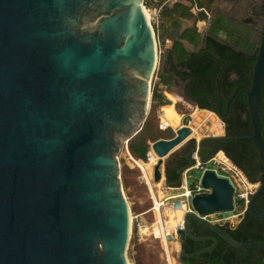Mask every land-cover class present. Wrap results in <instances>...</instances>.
<instances>
[{
    "label": "water",
    "instance_id": "water-1",
    "mask_svg": "<svg viewBox=\"0 0 264 264\" xmlns=\"http://www.w3.org/2000/svg\"><path fill=\"white\" fill-rule=\"evenodd\" d=\"M143 1L0 0V264H130V214L117 155L141 129L151 100L157 49ZM260 16L249 85L237 86L226 103L243 91L251 135L204 137L197 145L254 144L263 179L246 209L264 219L256 206L264 195V7ZM189 135L180 124L171 139L151 144L158 157L154 183ZM200 184L205 191L190 199L195 213L185 215L179 240L211 245L179 250L178 262L210 253L217 238L238 250L264 249V240L237 241L202 218L233 211L229 180L206 170ZM191 221L212 236L192 235Z\"/></svg>",
    "mask_w": 264,
    "mask_h": 264
},
{
    "label": "trees",
    "instance_id": "trees-1",
    "mask_svg": "<svg viewBox=\"0 0 264 264\" xmlns=\"http://www.w3.org/2000/svg\"><path fill=\"white\" fill-rule=\"evenodd\" d=\"M165 0H144L143 5L147 9H152L154 7H158L163 5ZM188 4L182 5L181 3H174L171 7L168 3L164 4L160 10V19L158 23V30L161 32V23L163 19L169 18L171 19L173 14H176L183 18H191L193 15L191 13V9L194 6L197 9L204 10L206 12L210 11L213 2L215 0H186ZM209 34L215 33V27L210 26ZM215 29V30H214ZM157 30V28H156ZM163 31V29H162ZM187 34L189 35L186 40L191 43H197L199 35L196 33L194 27L193 30H188ZM208 43L210 45H215L217 48L214 50V57L216 61V65L214 67L213 72L209 73L206 71L208 68H204L198 66L196 72L192 70V68H188V72L185 73V77H191L193 85V97H198L201 94H210V91H206L204 89V82H209L210 86H214L219 88V91L222 95L223 100L228 99L230 94L237 86H248L249 78L243 79L239 82H231L229 83L227 78L223 76V71L221 75L218 76L219 68L218 62L219 60L224 66L228 64L232 68H239L240 65L243 64V60L241 55L237 52L230 51L227 53V47L220 44L216 40L212 38V36L208 37ZM229 55L225 58V55ZM163 53L161 54L162 58ZM172 56L177 60L178 63L183 64L186 60H197L199 57L197 54H188L182 48V46L176 42L174 44V48L172 50ZM255 56V53H254ZM213 58V57H212ZM162 60V59H161ZM254 63V58L249 60L248 71L251 73V67ZM209 70V69H208ZM218 71V72H217ZM158 77V82L155 83L152 95H151V103L154 106H166L169 104L168 100L164 96L162 90L160 89V85H167L170 82V78H166L164 75V70L162 68V63L160 70H158L155 74ZM216 80V84H215ZM216 86V87H215ZM245 103V97L242 90L238 91L234 98V104L239 106L240 104ZM201 105V104H200ZM199 108H204L199 106ZM208 110V109H205ZM261 110H262V120H261V133H262V141L264 144V82L261 91ZM220 121L224 123V120L220 118ZM227 125V126H226ZM223 133L227 137L233 136H248L251 134V127L249 123L248 114L245 119L241 117H237L234 125L230 126L225 124ZM173 137V131L168 129L167 133H162L161 131H156L152 129L150 125L144 121L141 129L128 140L127 145L130 154L138 160L145 161L146 153L149 149V144L153 143L157 140L163 139L168 140ZM212 144V143H209ZM214 152L216 150H221L224 152V155L240 170L243 172L245 177L250 183H261L263 179V167L259 161H257V156L253 154L256 151V148L253 144L248 143V141H220L215 142ZM196 146V142L193 139L188 140L183 146V152L180 157L169 159L163 166V178L164 183L167 186L177 187L180 184V176L181 171L184 167L188 165L190 162L189 150L194 149ZM250 147V148H248ZM185 148V149H184ZM199 155L202 158H207L208 153H202L199 150ZM256 206L264 210V195H262L257 201ZM243 209V204L239 200H235V211H240ZM219 228L228 233L232 238L237 241L242 242H255L264 240V219L257 218L248 213L247 209L243 212L241 220L236 225H230L229 222H221L216 224ZM190 230L192 235L196 237H209L212 233L200 225L199 223L193 221L190 224ZM133 236V233H132ZM133 238L131 237L132 243ZM211 245V241L205 242H196L187 237L184 240L179 241L178 248L182 250L186 254H191L195 251L201 250ZM186 264H264V249H243L238 250L232 247H229L225 242L221 239L217 238L216 247L210 252L198 256H194L192 258L184 259Z\"/></svg>",
    "mask_w": 264,
    "mask_h": 264
},
{
    "label": "flooded vegetation",
    "instance_id": "flooded-vegetation-1",
    "mask_svg": "<svg viewBox=\"0 0 264 264\" xmlns=\"http://www.w3.org/2000/svg\"><path fill=\"white\" fill-rule=\"evenodd\" d=\"M224 1L226 2V5L222 8V11H218V12L214 11L212 16H209V19L206 25L204 26V31L202 33H199L200 35L197 43H191L186 40V38L189 36L187 34V31L188 30L192 31L193 25L186 26L182 24L180 21L170 19L168 21L167 27H164L165 28L164 33L166 38L168 37V39L171 41L170 42L171 45L169 47L164 46L162 51L163 55L161 58L164 75L166 78H170L169 83H171V85H176L178 87L177 92L178 95L182 98V100H184L185 103L194 106L195 109H201V110L208 109L206 111H209L210 113H213L216 116L220 114L221 115L220 118L224 120V123L221 122L223 129L225 124H228L230 126L234 125V122L236 121V118L238 116L243 119L246 118L248 114L246 99H245V103L242 102V104H240L239 106L234 104V99H233L229 104V106L226 107V103L233 92L230 94L228 99L224 101L219 91V88L215 86L216 89H214V86L211 87L209 82L207 81L204 82L203 86L206 91L211 90V93L201 94L197 98L193 97L192 93L194 91L193 90L194 83L192 82L191 77H188L189 79H187V77H185V74L183 72L187 73L188 68L190 67L194 72H196L197 70L196 68L198 66L208 68L209 70L206 69V71L209 73L213 72L214 67L216 65V61L214 60L215 59L214 49L217 47L215 45H210L207 41L208 37L212 36L214 40H216L217 42L228 48L226 50L227 53H229L230 51L237 52L241 55V58L243 60V64L236 69L232 68L228 64L224 66L223 64H220L221 62L219 60H217V62L219 63L218 64L219 72L217 71L218 76L221 75L223 71V76L227 78L229 83L239 82L243 79H248V78L250 80V71H248L247 68L249 67V60L255 58L254 53L256 55V51H257V43L259 42L260 34L262 30L259 20L261 17L260 13L263 11L264 0H224ZM210 26L215 27L216 29V30L214 29L215 33L213 32L209 34V30L211 28ZM176 42H178L182 46V48L186 51V53L197 54L199 58L195 61L186 60L183 62V64L178 63L179 61L177 62V60L174 59V56H172V50ZM228 56H229L228 54L225 55V58ZM215 84H216V80H215ZM163 86L166 89L170 87L166 85ZM218 101H220V104ZM199 106L204 108H199ZM181 124L183 125V120L181 121ZM175 130L172 131L174 132ZM261 137H262V133H261ZM243 141H247V140H243ZM215 142H220V141H203L202 148L198 146V150H200L204 154L205 153L210 154L212 152V155H214L217 152H222L224 155V152L221 150H216L214 152V148L216 146ZM248 143L253 144L251 141H248ZM182 152L183 149H180L174 155L173 158L175 159L177 157H180ZM253 154L258 157L257 151L253 152ZM192 222L193 221H191L190 224H192Z\"/></svg>",
    "mask_w": 264,
    "mask_h": 264
},
{
    "label": "rangeland",
    "instance_id": "rangeland-1",
    "mask_svg": "<svg viewBox=\"0 0 264 264\" xmlns=\"http://www.w3.org/2000/svg\"><path fill=\"white\" fill-rule=\"evenodd\" d=\"M173 3H168L171 7ZM188 4V3H187ZM226 5L224 0H215L210 11L206 12L209 16H212L214 11H222V8ZM192 8L195 9L193 6ZM147 12V8H144ZM204 11V10H202ZM191 18H183L176 14H173L171 19L180 21L184 25H193L196 33H202L204 31V26L200 19H198L196 14H193L192 10ZM161 23V32L160 29L156 30L153 24H151L155 38H156V49H157V62L155 72L151 81V95L152 90L156 82H158V77L155 76L156 72L160 70L161 67V54L163 51V46L169 47L171 41L166 38L164 33V27H167L168 21ZM163 29V31H162ZM171 83L166 86H170ZM162 90L164 96L168 100L169 104L166 106H154V104L149 103L148 113L146 115L145 121L152 129L156 131H161L162 133H167L168 129L175 130L180 126L181 121L183 120V125L188 127L190 130L189 137L178 147L174 148L169 156V159L173 158L174 155L182 149V146L190 139H193L195 142L199 141L204 137L211 136H220L223 135V126L220 119L206 110L195 109L191 104H187L182 100L178 95V87L176 85H171L167 89L163 86H159ZM197 117V118H196ZM162 123V124H161ZM159 125L166 126L165 129L161 130ZM174 135V132H173ZM128 146V145H127ZM125 142H122L120 152L118 153V162H119V175L122 184V191L126 198L130 214V240L127 247V258L130 264H166L161 252V245L155 236L149 235L138 239L136 233V223H140L142 226L150 225L155 217L150 211L152 200L148 187L145 185L141 171L134 165V163L127 158L125 155ZM221 155V153H219ZM147 169V174L149 173ZM197 176V174H196ZM158 184V183H157ZM154 191L157 189L154 186ZM258 187V183L252 184L249 181L245 184V189L249 192L255 191ZM242 187L237 189V192H243ZM253 191V192H254ZM252 192V193H253ZM159 195V193H155ZM224 215H227L226 213ZM137 216L136 220L132 221V217ZM135 228V230H134ZM133 233V236H132ZM131 237L133 238L132 243ZM172 264H180L178 262V246L174 245L172 250Z\"/></svg>",
    "mask_w": 264,
    "mask_h": 264
},
{
    "label": "built area",
    "instance_id": "built-area-1",
    "mask_svg": "<svg viewBox=\"0 0 264 264\" xmlns=\"http://www.w3.org/2000/svg\"><path fill=\"white\" fill-rule=\"evenodd\" d=\"M168 0H165L163 5ZM163 5L147 9L146 15L150 22L153 24L155 29L158 26L160 19V10ZM145 8V7H144ZM201 9L193 8V14L200 12ZM205 12V11H204ZM209 19V15L205 12L204 19L200 22L205 25ZM162 124V123H161ZM161 130L165 129L166 126L159 125ZM122 144V143H121ZM149 144V149L146 153L145 161L135 159L129 152L127 141H125V155L131 160L134 165L141 171L142 179L145 185L148 187L152 205L150 211L153 213L155 220L148 226H142L140 223H136L137 237L141 239L145 236H155L161 245V252L166 264H172V250L174 245L178 246L179 243V232L184 229V218L188 213H195L193 210L190 199L193 195L202 193L205 190L200 184V178L204 171L213 170L218 176L225 177L229 180L234 188V209L230 213L224 214H212L209 216L202 217L214 224L221 222H229L230 225H236L242 217L243 212L246 210L248 198L252 192L245 189L247 178L231 161L223 155L222 152H217L205 161H201L198 145L196 143L193 152L190 153V163L181 170L180 184L177 187L167 186L164 183L163 168L161 167V179L159 182H153V167L157 163L158 157L154 154ZM121 149V148H120ZM221 153V155H219ZM147 169L149 173L147 174ZM197 174V176H196ZM153 183L155 191L153 189ZM255 184V183H252ZM259 186V183H258ZM242 187L243 192L238 193L237 189ZM258 188V187H257ZM159 193V195H155ZM235 200H239L243 204V209L235 211ZM138 217L133 216L132 221ZM135 230V228H134Z\"/></svg>",
    "mask_w": 264,
    "mask_h": 264
},
{
    "label": "crops",
    "instance_id": "crops-1",
    "mask_svg": "<svg viewBox=\"0 0 264 264\" xmlns=\"http://www.w3.org/2000/svg\"><path fill=\"white\" fill-rule=\"evenodd\" d=\"M181 3L182 5H186L187 4V1L186 0H168L166 3ZM191 10H193V8L191 9ZM167 22V18H165V19H163V22L164 23H166ZM157 30H158V26H157ZM163 46V48H164V45H162Z\"/></svg>",
    "mask_w": 264,
    "mask_h": 264
},
{
    "label": "bare ground",
    "instance_id": "bare-ground-1",
    "mask_svg": "<svg viewBox=\"0 0 264 264\" xmlns=\"http://www.w3.org/2000/svg\"><path fill=\"white\" fill-rule=\"evenodd\" d=\"M197 118V117H196ZM156 186V185H155Z\"/></svg>",
    "mask_w": 264,
    "mask_h": 264
}]
</instances>
